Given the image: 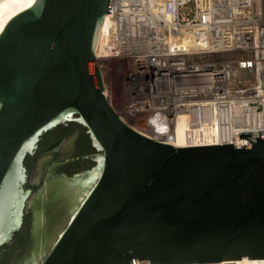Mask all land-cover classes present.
<instances>
[{
    "label": "water",
    "instance_id": "95a60500",
    "mask_svg": "<svg viewBox=\"0 0 264 264\" xmlns=\"http://www.w3.org/2000/svg\"><path fill=\"white\" fill-rule=\"evenodd\" d=\"M111 1L0 0V249L32 209L25 159L43 135L77 123L96 152L71 181L80 199L42 259L38 237L11 264L263 261L264 132L178 148L123 122L92 67Z\"/></svg>",
    "mask_w": 264,
    "mask_h": 264
},
{
    "label": "built area",
    "instance_id": "2783aa9c",
    "mask_svg": "<svg viewBox=\"0 0 264 264\" xmlns=\"http://www.w3.org/2000/svg\"><path fill=\"white\" fill-rule=\"evenodd\" d=\"M110 6L96 53L125 61L126 103L113 108L123 122L164 143L155 131L179 118L235 111L264 118V0H112Z\"/></svg>",
    "mask_w": 264,
    "mask_h": 264
},
{
    "label": "flooded vegetation",
    "instance_id": "af4514ba",
    "mask_svg": "<svg viewBox=\"0 0 264 264\" xmlns=\"http://www.w3.org/2000/svg\"><path fill=\"white\" fill-rule=\"evenodd\" d=\"M65 126V128H68ZM55 130V129H54ZM82 131L74 130L61 136L43 135L33 154L27 156L24 161V167L27 172L26 183L23 186L24 191H30L33 196L32 209L24 214V223L26 219L30 220L29 239L25 246L14 251V255H21L24 251L28 252L34 243L35 238H40L41 245H45L47 240L53 236L55 231L67 218L75 202L80 199L78 190L70 187L71 181L78 175H84L94 166L92 158L96 156V152L88 155H78L77 149L81 144ZM87 134V133H85ZM57 147L50 151L51 146ZM65 145H67L65 147ZM91 146V143H90ZM93 147V146H91ZM46 152V153H45ZM48 156V159L39 168L40 158ZM78 162V168L72 169L73 165ZM88 163H91L88 164ZM38 167L40 171L36 179H33V169ZM82 168H89L81 171ZM85 181V180H84ZM87 181V180H86ZM41 187L40 193H37ZM44 219V225L35 227L36 211ZM23 223V224H24ZM4 247L0 249V258L3 259ZM13 256L8 260L7 264H11Z\"/></svg>",
    "mask_w": 264,
    "mask_h": 264
},
{
    "label": "bare ground",
    "instance_id": "6f19581e",
    "mask_svg": "<svg viewBox=\"0 0 264 264\" xmlns=\"http://www.w3.org/2000/svg\"><path fill=\"white\" fill-rule=\"evenodd\" d=\"M108 23L109 18L105 17L104 23L99 29L101 31L100 36L107 31ZM100 36L96 48L98 54H100ZM263 130L264 118L245 117L235 111L231 116L222 118L211 117L206 120L195 121L179 118L176 125L170 127L169 130H165V132L162 130L155 131V139L162 140L164 143L166 142L178 148L235 145L241 144L240 133H258ZM216 264H264V260L242 259Z\"/></svg>",
    "mask_w": 264,
    "mask_h": 264
},
{
    "label": "rangeland",
    "instance_id": "374dc122",
    "mask_svg": "<svg viewBox=\"0 0 264 264\" xmlns=\"http://www.w3.org/2000/svg\"><path fill=\"white\" fill-rule=\"evenodd\" d=\"M95 66L99 67L103 73L106 98L111 101L112 107L119 111L126 103L125 82L122 74L125 61L99 57L92 67ZM43 247L41 245L39 260L42 259Z\"/></svg>",
    "mask_w": 264,
    "mask_h": 264
},
{
    "label": "trees",
    "instance_id": "16d2710c",
    "mask_svg": "<svg viewBox=\"0 0 264 264\" xmlns=\"http://www.w3.org/2000/svg\"><path fill=\"white\" fill-rule=\"evenodd\" d=\"M76 129L81 130L83 133L81 144L77 149L78 155H88L95 153L94 148L90 146L91 142L89 136L85 134L86 129L77 123L70 124L68 128H65V126H59L55 130L49 131V133L46 134V137L66 135L67 133H72ZM88 164L91 165V163ZM74 168H78V162L73 165L72 169ZM29 233L30 220H28L27 218L22 228L13 235L12 244H7V246L4 247L5 252L3 255V259L0 258V264H7L8 260L13 256L14 251L25 246L26 241L29 239Z\"/></svg>",
    "mask_w": 264,
    "mask_h": 264
}]
</instances>
